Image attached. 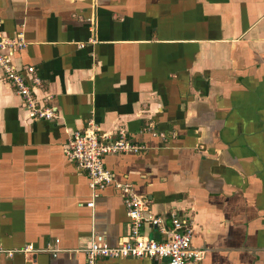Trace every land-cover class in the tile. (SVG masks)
Masks as SVG:
<instances>
[{"label":"crops","instance_id":"0c3cea01","mask_svg":"<svg viewBox=\"0 0 264 264\" xmlns=\"http://www.w3.org/2000/svg\"><path fill=\"white\" fill-rule=\"evenodd\" d=\"M19 34L11 62L34 68L54 117L30 118L0 69V247L38 251L0 264H85L93 239L128 236L120 192L88 208V178L64 156L89 120L144 148L104 166L167 226L173 208L193 217L199 264H264V0H0V37Z\"/></svg>","mask_w":264,"mask_h":264},{"label":"built area","instance_id":"2783aa9c","mask_svg":"<svg viewBox=\"0 0 264 264\" xmlns=\"http://www.w3.org/2000/svg\"><path fill=\"white\" fill-rule=\"evenodd\" d=\"M91 44L95 41L91 40ZM25 46L19 34L13 38L0 37V69L5 79L23 103L28 116L36 120H50L53 110L47 105V98L37 99L35 90L43 88L41 79L35 74L33 67H26L21 72L11 62L18 50ZM83 47V45H80ZM143 132L154 133L153 124L145 125ZM144 149L128 136L125 130H118L113 136L101 133L96 123L89 120L85 127L71 132L65 142L63 153L88 178L91 190V201L86 206L93 207V199L97 191L112 185L120 192L128 219V236L115 246L108 245L102 237L93 239L83 250L85 264H97L102 259H146L165 261L166 264H199L204 252L192 246L194 235L193 217L183 211L172 209L168 213L169 225L165 219L152 213L149 200L138 194L131 183L116 181L112 173L104 166V157L138 153ZM145 223L151 224L161 235V239H153L142 233ZM55 253V250H46ZM31 245L15 250H4L0 247V256H12L14 253L28 257L35 253Z\"/></svg>","mask_w":264,"mask_h":264}]
</instances>
